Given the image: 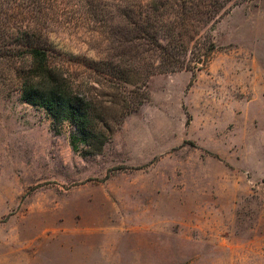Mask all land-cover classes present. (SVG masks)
<instances>
[{"label":"rangeland","instance_id":"rangeland-1","mask_svg":"<svg viewBox=\"0 0 264 264\" xmlns=\"http://www.w3.org/2000/svg\"><path fill=\"white\" fill-rule=\"evenodd\" d=\"M102 2L122 33L123 3ZM76 7L59 9L67 28L49 45L107 142L73 150L75 128L27 104L0 58V264H264V0L229 6L124 118L142 96L107 76L115 44L84 31Z\"/></svg>","mask_w":264,"mask_h":264},{"label":"trees","instance_id":"trees-1","mask_svg":"<svg viewBox=\"0 0 264 264\" xmlns=\"http://www.w3.org/2000/svg\"><path fill=\"white\" fill-rule=\"evenodd\" d=\"M68 1L77 6L76 22L84 31L99 36L110 34L108 41L111 46L115 44L112 49L117 54L110 60L117 61L115 65L108 62L111 71L107 76L131 85L130 94L142 96V101H123L124 118L143 104L145 82L150 76L185 68L183 56L188 46L198 42L203 30L229 6L245 0H118L125 13L122 33L107 30L106 3ZM65 3L66 0H0V17L9 19L3 28L12 35L10 46L0 51V58H12L15 90L27 104L40 107L54 121L67 122L75 128L73 150H77L75 144L79 142L96 151L107 142L104 117L94 109L92 100L74 90L63 64L53 61L55 52L49 45L52 30L67 28L68 21L63 22L59 15ZM118 36L124 45L121 50L116 43ZM213 48L210 42L207 51Z\"/></svg>","mask_w":264,"mask_h":264}]
</instances>
